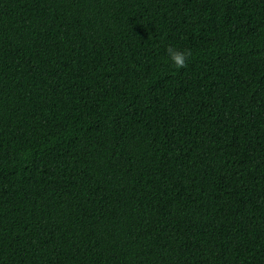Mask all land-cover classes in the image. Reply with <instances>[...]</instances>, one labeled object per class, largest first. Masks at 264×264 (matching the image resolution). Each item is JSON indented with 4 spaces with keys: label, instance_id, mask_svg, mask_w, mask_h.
<instances>
[{
    "label": "trees",
    "instance_id": "16d2710c",
    "mask_svg": "<svg viewBox=\"0 0 264 264\" xmlns=\"http://www.w3.org/2000/svg\"><path fill=\"white\" fill-rule=\"evenodd\" d=\"M0 264H264V0H0Z\"/></svg>",
    "mask_w": 264,
    "mask_h": 264
},
{
    "label": "clouds",
    "instance_id": "9594fccd",
    "mask_svg": "<svg viewBox=\"0 0 264 264\" xmlns=\"http://www.w3.org/2000/svg\"><path fill=\"white\" fill-rule=\"evenodd\" d=\"M167 53L176 69L185 68L187 66V58L191 55L190 50L180 51L172 47L167 49Z\"/></svg>",
    "mask_w": 264,
    "mask_h": 264
}]
</instances>
